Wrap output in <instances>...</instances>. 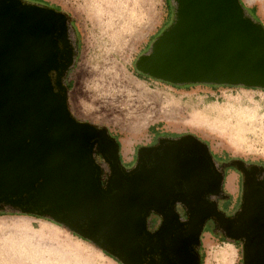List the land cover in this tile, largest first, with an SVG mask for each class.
I'll use <instances>...</instances> for the list:
<instances>
[{"label": "water", "instance_id": "water-1", "mask_svg": "<svg viewBox=\"0 0 264 264\" xmlns=\"http://www.w3.org/2000/svg\"><path fill=\"white\" fill-rule=\"evenodd\" d=\"M173 1L175 21L136 60L138 71L176 85L264 89V24L242 0ZM69 23L64 11L0 0V210L50 218L122 264H143L147 253L163 254L165 264H200L190 250L213 217L226 238L243 241V264H264V167L238 165L243 195L232 216L207 199L221 194L225 172L192 133L142 147L126 169L109 129L78 119L69 105ZM152 212L163 218L153 233ZM186 224L188 236L175 232Z\"/></svg>", "mask_w": 264, "mask_h": 264}, {"label": "rangeland", "instance_id": "rangeland-1", "mask_svg": "<svg viewBox=\"0 0 264 264\" xmlns=\"http://www.w3.org/2000/svg\"><path fill=\"white\" fill-rule=\"evenodd\" d=\"M25 1L56 6L71 16L68 37L76 61L69 77L72 82L69 105L78 119L107 127L114 134L113 137L119 138L121 160L126 169L136 165L139 150L152 141L155 143L156 138L188 133L206 141L219 163L231 158L264 162V89L204 83L176 87L160 79L138 76L136 60L141 54L149 52L152 42L175 21L176 6L173 0H112L113 12L108 0ZM242 2L254 13L253 17L246 10L249 16L264 24V0ZM84 65L91 72V75L85 76L88 95L85 93V103L76 108L71 99V90ZM116 67L122 72V81L128 79L137 84L136 91L141 93L138 94L141 97L139 100L150 111L149 118L148 115H141V122L132 126L125 124L124 118V122L122 119L114 120V114L103 109L109 102L117 105L119 110L126 111L134 104L137 95L121 87L122 81L119 83L115 80L113 73ZM102 72H110V75L101 77ZM87 96L93 102L87 100ZM143 106L139 108L143 109ZM105 170L109 172L107 165ZM232 171L238 175L233 192L229 189L233 185ZM240 180V174L230 167L224 180V193L237 196V209L242 203ZM227 200L222 198L223 207L227 205ZM7 212L12 214H0V264H43L44 259H50L52 250L58 257L57 261L63 256L62 252L68 255L69 262L64 264H80L83 256L89 258L88 264H122L91 241L50 218ZM43 220L57 225L45 223L58 242L43 239L36 242L31 230L15 236L4 234L16 226V222L27 226L32 222L36 232L43 225ZM160 223L159 214H149V230L153 231ZM212 227V221L208 220L201 235L202 264H243V244L212 235Z\"/></svg>", "mask_w": 264, "mask_h": 264}, {"label": "bare ground", "instance_id": "bare-ground-1", "mask_svg": "<svg viewBox=\"0 0 264 264\" xmlns=\"http://www.w3.org/2000/svg\"><path fill=\"white\" fill-rule=\"evenodd\" d=\"M108 1L110 2L109 4L113 7L112 0H108ZM111 11L112 12L114 11V7ZM90 73L91 72L87 68V65H84V67L82 69V73H80L78 75L77 80L75 82V85L73 86V88L71 90V99H72L76 108H80V106L83 103H85V98H86L85 93H86V95H88L87 90H86L87 86H86V82H85L86 81L85 76L87 74L91 75ZM108 74L105 72H102L100 76L103 77V76H106ZM121 75H122L121 70L118 67H116L115 71L113 73V77L119 83H121L120 81H122L120 78ZM121 87H124L126 89V91H128V92H134L137 94L135 96L134 104L130 105V107H128V110L123 111V110H119V108H117V105L116 106L111 105L108 102V103H106L105 107H103V109L106 112H110L111 115L114 114V120H116V121H118V119L124 118L125 124H128L129 126L137 124V122H141V119H140L141 115H148V118H149V116H150L149 115L150 111L148 112L149 108L144 107L143 106L144 103L142 102V100H139L141 97L138 94H141V93H138L136 91V88H138L137 84H135V82L127 79L125 81H122ZM87 100H90V102H93L92 99L88 98V96H87ZM115 102H117V100ZM140 105L143 106V109L139 108ZM117 116H118V118H115ZM120 116H122V117H120ZM124 119H122V122H124ZM28 229L29 228L27 225H23L20 222H16V226H13L12 228H10V230H8V232H6L4 234L8 233V234H11L12 236H15V235H18L19 233L21 234V233L27 232ZM33 235L35 238L34 240L36 242H38V240H41L43 237L45 238V240L53 239V232L50 229L45 228L43 225L41 226V228L38 231L34 232ZM38 245L39 244H37V246ZM62 253H63V256L59 257L60 260L57 261L58 257H55L56 253L54 252V250H52L50 259L49 260L44 259L43 264H45V263L46 264H64V263L69 262L68 255L64 252H62ZM230 253H232V252L230 251ZM60 261H63V263ZM88 262H89V258L87 256L81 257V263L80 264H88ZM37 264H40V262L39 263L37 262Z\"/></svg>", "mask_w": 264, "mask_h": 264}, {"label": "flooded vegetation", "instance_id": "flooded-vegetation-1", "mask_svg": "<svg viewBox=\"0 0 264 264\" xmlns=\"http://www.w3.org/2000/svg\"><path fill=\"white\" fill-rule=\"evenodd\" d=\"M110 134H111V136H114L113 133L110 132ZM163 137H177V136L164 135L162 137L156 138L155 143H153V141H152L147 146H152V145L157 144L158 141H159V139L160 138H163ZM120 155H121V153H120ZM101 156H102V154H101ZM102 160H103V156L98 161L101 162ZM215 161H217V160L215 159ZM217 165H218V168L220 169V171L223 170L225 172V178L227 176V173H228L229 168L230 167H234L235 168V170L240 174V179H241L240 180V182H241V193L243 195V185L242 184H243V181H244L245 172L241 171L238 168V165H240L241 167H243L246 171H251L252 169H256V170L261 171L262 167H264V162H261V161H250V160H245V159H241V158H231V159L223 160L220 163L218 162ZM104 172L105 173L106 172L108 173V170H105ZM256 176L258 178H261L259 172L256 173ZM106 177H107V174H106ZM223 188H224V185H223ZM224 197L225 198H228V200L226 202L227 205L223 207L221 200ZM207 199L209 201H217L218 202V208H219V210H221V211L223 210L222 212H224L227 216H232L239 209V208L238 209L236 208L237 196L235 197L231 193L230 194H225L224 193V189H223V191L221 192V194L219 196H216V194H214V195L208 194L207 195ZM178 209H179L180 214H181L180 220L183 221V222H187L188 216H187V213L185 212V209L181 205H178ZM208 220H211L212 223H213V227H212L213 230L211 231L212 235L218 236V238H220V237H226L224 235V233L221 231V229L218 227V225L216 223V220L213 217H211ZM162 222H163V218L161 216V223L158 226H156L153 231H151V230H149V231H151L152 233L153 232H156L159 229V227L161 226ZM179 231H182L183 236H185V237L188 236V234L186 233L188 231V224H186L184 226V228H177V229H175V232H179ZM200 248H201V246H197L196 244H194L193 248L190 250V254L193 255L192 258L193 257H196V255L198 254L199 255V262L201 264V256H200V251L201 250H200ZM147 250H149V248H147ZM169 257H170V259H175L176 258L175 255L174 256L173 255H169ZM163 258H164V255L161 254V253H147L143 257V264H149L151 261H155L156 262L155 264H165V261H164ZM179 258H182V257L179 256ZM184 262H185V264H189L190 263L188 260H186ZM170 263H172V262H169V264ZM182 264H184V263H182Z\"/></svg>", "mask_w": 264, "mask_h": 264}, {"label": "trees", "instance_id": "trees-1", "mask_svg": "<svg viewBox=\"0 0 264 264\" xmlns=\"http://www.w3.org/2000/svg\"><path fill=\"white\" fill-rule=\"evenodd\" d=\"M46 2V1H45ZM51 7V6H50ZM52 8H55V9H57V10H61L59 7H52ZM246 8V7H245ZM246 10L247 11H250L251 9H247L246 8ZM62 11V10H61ZM253 11V10H252ZM250 13H251V11H250ZM252 14V13H251ZM68 16L70 17V20H71V22H72V18H71V16L68 14ZM252 16L254 17V13L252 14ZM255 20H257L256 18H254ZM75 67V65L73 66V67H71L70 68V70L68 71V73H67V76H66V79H65V83H66V85L68 86V89L70 90V88H71V84H72V82L70 81V79H69V77H70V74H71V71H72V69ZM137 74H138V76L139 77H141V78H152V79H156V78H154V77H152V76H149V75H146V74H144V73H142V72H140V71H138L137 70ZM190 85H192V84H186V85H176V84H174V86H190ZM210 85H213V86H217L218 84H210ZM220 85H226V84H220ZM226 86H229V85H226ZM98 126V125H97ZM175 136H178V135H175ZM117 141H118V143H119V145H120V147H121V143H120V141H119V138L117 137ZM213 156L215 157V155H214V153H213ZM96 157H97V159L99 160L102 156H101V154L99 153V152H96ZM221 161H223V160H221ZM105 180H106V173L104 172L103 173V182H105ZM0 214H12V213H8L6 210H2L1 212H0ZM58 224V223H57ZM60 225V224H59ZM205 232V230L203 229V233ZM226 238V237H225ZM226 239H228V238H226ZM231 240V239H230ZM234 242H237V243H239V242H241L242 244H243V241H241V240H233ZM107 254V253H106ZM108 255H110V254H108ZM113 258H115V257H113ZM115 259H117V258H115ZM201 264H202V260H201Z\"/></svg>", "mask_w": 264, "mask_h": 264}, {"label": "crops", "instance_id": "crops-1", "mask_svg": "<svg viewBox=\"0 0 264 264\" xmlns=\"http://www.w3.org/2000/svg\"><path fill=\"white\" fill-rule=\"evenodd\" d=\"M232 173H233V185H232V187L231 188H229L232 192H233V190H234V182H235V179L238 177V175H237V173L236 172H234V171H232ZM45 223H50V224H53V225H55V226H57L56 224H54V223H52V222H50V221H48V220H43V226L45 227V228H48V229H50L49 228V226L47 225V224H45ZM28 230H31V235H33V232H34V228L35 227H32V222H29V226H28ZM43 240H45V238L43 237L42 238ZM50 241H52V242H58V240H57V237H53V239H49Z\"/></svg>", "mask_w": 264, "mask_h": 264}]
</instances>
